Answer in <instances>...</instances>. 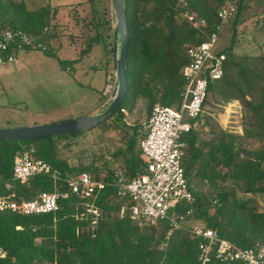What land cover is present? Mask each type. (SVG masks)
I'll return each mask as SVG.
<instances>
[{
	"label": "trees",
	"instance_id": "trees-1",
	"mask_svg": "<svg viewBox=\"0 0 264 264\" xmlns=\"http://www.w3.org/2000/svg\"><path fill=\"white\" fill-rule=\"evenodd\" d=\"M90 1L98 14L96 0ZM226 1L124 0L128 25L127 92L123 105L113 116L117 114L122 120L126 110L133 113L142 100L147 123L156 104L180 105L187 83L182 69L190 62L186 47L218 32L219 10ZM186 10L195 11L206 20L205 33L180 16ZM56 13L57 7L51 5L28 9L24 0H0L1 25L23 30L41 44L33 50L40 49L49 56H57L61 47L60 42L54 44L58 33L51 25ZM254 18L264 23V0H240L228 24L230 44L222 49L226 54L224 74L209 82L207 92V97H218L224 103H241L243 134L229 132L215 117L203 114L200 127L183 136L188 144L183 165L195 202L177 208L183 214L194 209L184 224L189 226L190 220H195L241 247L264 244V210L252 196L248 197L264 195V54H245L236 49L240 27ZM105 22L107 19L99 16L95 22L99 31L89 40L88 49L101 39L107 41L100 31ZM77 61L59 59L60 66L69 71L74 70ZM109 119L102 125H107ZM118 125L107 127H121ZM122 130L121 146L113 156L123 158L124 171L108 169L106 162L71 165L69 158L61 154L59 143L77 134L0 140L2 186L12 181L14 161L29 143L36 144L38 158L64 176L87 171L111 183L98 200L102 217L95 237L88 230V221L76 216L80 200L74 197L61 200L55 213L22 215L0 211V264H202L200 238L187 230L161 221L162 230L158 233L155 226L141 227L129 213L120 215L121 207L133 202L118 196L116 174L129 180L146 166L139 149L145 126L129 128L123 124ZM204 134L209 138H204ZM229 181L234 186L232 190L218 189ZM52 189L53 180L48 175L15 185L17 196L26 199ZM206 264L243 263H224L212 256Z\"/></svg>",
	"mask_w": 264,
	"mask_h": 264
},
{
	"label": "built area",
	"instance_id": "built-area-1",
	"mask_svg": "<svg viewBox=\"0 0 264 264\" xmlns=\"http://www.w3.org/2000/svg\"><path fill=\"white\" fill-rule=\"evenodd\" d=\"M240 0H227L219 10L220 25L218 32L209 34L207 40L187 45L186 53L190 62L182 69L187 83L178 107L156 104L151 118L146 123V134L139 142L141 156L146 166L143 172L133 178L118 177L116 174L117 194L129 198L132 205H123L120 215L129 213L141 226L158 225L169 221L174 228L187 230L200 238L202 264L214 256L221 262L240 261L243 264H264V244L241 247L235 242L220 236L214 229L201 223L184 224L187 216H192L191 207L186 214L177 211L178 206L193 205L195 196L190 188L183 159L188 144L183 136L200 125L210 81L221 79L224 74L226 54L218 49L220 34L228 26L238 9ZM192 27L205 33L207 22L195 11L182 13ZM41 44L23 30L3 27L0 23V67L19 64V55ZM111 82L104 95L111 90ZM117 93L112 96V99ZM37 146L29 143L14 161L12 181L1 185L0 211H11L22 215L55 213L60 201L74 197L80 202L76 216L88 221V230L96 236L102 210L98 200L102 191L111 183L94 177L87 171L76 175L64 176L59 169L36 156ZM48 175L53 180V189L40 191L35 197H18L15 185L26 184L31 178ZM4 255V254H2Z\"/></svg>",
	"mask_w": 264,
	"mask_h": 264
},
{
	"label": "rangeland",
	"instance_id": "rangeland-1",
	"mask_svg": "<svg viewBox=\"0 0 264 264\" xmlns=\"http://www.w3.org/2000/svg\"><path fill=\"white\" fill-rule=\"evenodd\" d=\"M24 2L28 9L43 5L57 7L51 25L58 33L54 44L60 42L62 48L58 49L57 56H49L40 49L24 51L19 55V64L6 65L3 69L0 67V128L39 126L97 115L100 108L109 105L117 89L114 67V31L117 22L113 0H96L98 14L90 0ZM99 16L105 21L107 19L108 23L102 24L100 31L108 39H101L88 49L89 40L99 31L95 24ZM257 20L251 19L240 27L236 43L240 53L264 54V23L261 19ZM230 39L231 30L226 26L220 34L218 49L227 47ZM59 59L78 61L74 70L69 71L60 66ZM110 82L112 88L104 95ZM204 107V114L215 117L227 131L243 134L242 105L238 100L224 103L218 97L208 95ZM146 117V104L140 100L133 113L126 110L122 120L116 114L107 125L100 124L76 137L61 140V154L68 157L73 166L80 162L85 165L94 161L96 164L106 162L108 169L124 171L123 158L113 156L116 148L121 146L123 124L129 128L139 124L146 126ZM110 124L121 127H107ZM204 138L209 137L204 134ZM233 187L229 181L219 185L218 189L232 190ZM251 196L264 210V195H248ZM196 222L190 220L187 223L192 225ZM154 226L160 233L162 228L159 224ZM141 227L150 226L144 223Z\"/></svg>",
	"mask_w": 264,
	"mask_h": 264
},
{
	"label": "water",
	"instance_id": "water-1",
	"mask_svg": "<svg viewBox=\"0 0 264 264\" xmlns=\"http://www.w3.org/2000/svg\"><path fill=\"white\" fill-rule=\"evenodd\" d=\"M113 4L117 22L114 31V67L117 77V93L109 105L95 116L72 118L39 126L0 128V140H30L79 134L102 124L121 108L127 92L128 25L124 0H113Z\"/></svg>",
	"mask_w": 264,
	"mask_h": 264
},
{
	"label": "crops",
	"instance_id": "crops-1",
	"mask_svg": "<svg viewBox=\"0 0 264 264\" xmlns=\"http://www.w3.org/2000/svg\"><path fill=\"white\" fill-rule=\"evenodd\" d=\"M62 47H60V49H61ZM2 69H3V67H1ZM105 108V106H103V108L101 109H99V111H97V114H99L103 109ZM221 123V122H220ZM224 129H227V128H225L224 126H223V124H220Z\"/></svg>",
	"mask_w": 264,
	"mask_h": 264
}]
</instances>
